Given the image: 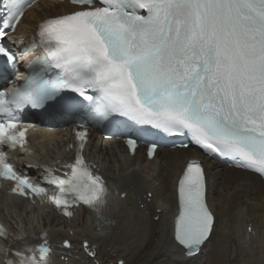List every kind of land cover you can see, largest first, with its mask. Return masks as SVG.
Here are the masks:
<instances>
[{
    "label": "snow or ice",
    "instance_id": "snow-or-ice-1",
    "mask_svg": "<svg viewBox=\"0 0 264 264\" xmlns=\"http://www.w3.org/2000/svg\"><path fill=\"white\" fill-rule=\"evenodd\" d=\"M72 3L77 10L38 25V39L19 57L0 46V57L13 67L42 49L31 76L0 90V180L13 182V193L45 196L66 217L75 205L103 206L107 187L82 150L88 127L116 118L169 137L189 136L206 154L264 177V0ZM2 6L0 40L17 43L20 38L9 30L21 21L25 0H3ZM27 109L57 115L83 111L78 124L83 130L75 131L76 143L69 145L74 160L45 167L42 182L52 192L33 183L3 150L24 149L26 131L34 126L22 120ZM126 143L134 152L137 140L129 136ZM158 147L149 144V158ZM206 189L203 166L189 160L178 180L174 221V240L188 258L201 251L215 226ZM41 239L38 247L27 248L31 254L18 250L5 264H50L46 234Z\"/></svg>",
    "mask_w": 264,
    "mask_h": 264
},
{
    "label": "bare ground",
    "instance_id": "bare-ground-1",
    "mask_svg": "<svg viewBox=\"0 0 264 264\" xmlns=\"http://www.w3.org/2000/svg\"><path fill=\"white\" fill-rule=\"evenodd\" d=\"M77 9L68 0H39L24 13L15 34L25 42L36 40L43 21ZM69 131H43L25 161L63 155ZM84 152L105 179L103 206L81 207L64 219L50 204L29 208L11 201L2 213L16 237L39 228L48 232L50 264H264V181L258 175L221 165L191 147L160 148L150 161L140 147L128 157L120 140H100L91 132ZM191 159L205 168L215 226L201 251L188 258L173 229L178 180Z\"/></svg>",
    "mask_w": 264,
    "mask_h": 264
},
{
    "label": "water",
    "instance_id": "water-1",
    "mask_svg": "<svg viewBox=\"0 0 264 264\" xmlns=\"http://www.w3.org/2000/svg\"><path fill=\"white\" fill-rule=\"evenodd\" d=\"M65 244V243H64Z\"/></svg>",
    "mask_w": 264,
    "mask_h": 264
}]
</instances>
